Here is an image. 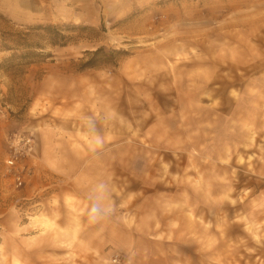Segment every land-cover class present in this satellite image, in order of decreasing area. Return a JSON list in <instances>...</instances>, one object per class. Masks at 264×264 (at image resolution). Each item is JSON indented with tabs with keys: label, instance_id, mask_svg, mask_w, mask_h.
<instances>
[{
	"label": "rangeland",
	"instance_id": "374dc122",
	"mask_svg": "<svg viewBox=\"0 0 264 264\" xmlns=\"http://www.w3.org/2000/svg\"><path fill=\"white\" fill-rule=\"evenodd\" d=\"M0 264H264V0H0Z\"/></svg>",
	"mask_w": 264,
	"mask_h": 264
},
{
	"label": "built area",
	"instance_id": "2783aa9c",
	"mask_svg": "<svg viewBox=\"0 0 264 264\" xmlns=\"http://www.w3.org/2000/svg\"><path fill=\"white\" fill-rule=\"evenodd\" d=\"M7 162H8L9 164H12V163L14 162V160H13V159H8ZM18 182L20 183V181H18Z\"/></svg>",
	"mask_w": 264,
	"mask_h": 264
}]
</instances>
